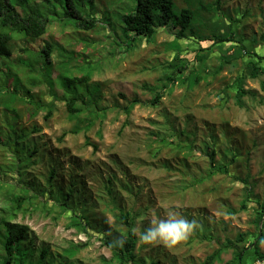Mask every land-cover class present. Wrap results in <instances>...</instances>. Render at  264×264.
<instances>
[{"label": "rangeland", "instance_id": "374dc122", "mask_svg": "<svg viewBox=\"0 0 264 264\" xmlns=\"http://www.w3.org/2000/svg\"><path fill=\"white\" fill-rule=\"evenodd\" d=\"M61 1L12 3L21 14L37 12L47 17L43 40L62 46V52L73 51L75 60L70 64L75 65V74L90 71L88 86H96L105 114L89 129L71 133L74 121L63 102L54 101L52 115L44 119L45 107L35 111L27 97L9 91L14 75L27 83L30 66L35 69L31 75L42 73L35 60L42 42L13 35L11 55L0 57V84L9 76L8 89L0 93V216L10 205L13 185L43 195L44 208H29L10 217L28 226L33 259L44 248L47 264H117L107 262L111 252L103 236L108 233L110 241L124 238L128 227L117 216L128 211L130 217L138 215L131 228L136 258L157 264H200L221 248L213 264H264L252 246L261 233L258 247L264 254V225L256 222L264 208V73L256 77L246 73L242 82L246 93L239 103L234 80L248 58L239 44L264 55L260 37L264 0H219L214 11L206 7L215 0L174 1L175 11L182 7L193 11L192 25L200 37L232 32L238 43L200 41L189 34L177 39L176 29L161 27L150 41L136 39L130 47L113 38L120 27L106 29L102 14L117 25L116 15L134 6L135 0H74L82 15L95 14L94 28L86 31L66 20ZM26 47L34 56H28ZM175 56L185 66L170 85L165 77ZM60 59L54 50L53 65ZM56 74L53 69L52 75ZM163 84L166 88H161ZM144 85L162 89L157 105L145 103L152 94ZM78 89L86 92L87 86L80 84ZM31 93L43 103L52 101L45 85L31 88ZM133 97L140 103L126 114L122 107ZM6 106L15 111H7ZM18 135H26L24 142L14 141ZM27 141L25 150L31 154L36 146L38 152L17 161L15 145L25 146ZM51 168L55 170L52 188L47 185ZM68 188L73 191L67 203L75 214L86 215L91 235L69 226V213L54 204L58 191L66 194ZM170 210L196 219L199 227L171 248L142 244L139 236L150 221L166 219ZM81 243L84 246L71 257H59L64 249Z\"/></svg>", "mask_w": 264, "mask_h": 264}, {"label": "trees", "instance_id": "16d2710c", "mask_svg": "<svg viewBox=\"0 0 264 264\" xmlns=\"http://www.w3.org/2000/svg\"><path fill=\"white\" fill-rule=\"evenodd\" d=\"M12 1L13 0H0V57H9L11 55V40H13V35L15 33L29 42L41 41L42 43L39 44V47L36 49L37 51H35V60L40 65L42 73L41 76L31 75L30 71L33 72L35 69L34 66H30V70L28 68L29 73L26 74L28 76L27 83H22L21 79L18 78L17 75H14V82L9 91L27 97V101L33 104L35 111L41 109L42 106L45 107L44 119H48L52 115V105L54 101L63 102L68 118L74 121V126L70 129V132L78 133L81 130L89 129L95 119L98 117L101 118L105 114V108L98 104L100 96L97 93L96 86L92 88L88 86L90 71H86L79 75L75 74L76 67L70 64L71 60H75L73 51L68 53L67 51L62 52L64 50L62 46L48 39L43 40L42 38L48 26L47 17L37 12H25L21 14L16 9V4H13ZM79 1L85 3V0ZM87 1L92 3V0ZM174 1L175 0H135L134 6L116 15V17H118L117 25H114L103 13L102 18L104 22L107 21V28L105 26L104 28H109L111 31H114L115 27L119 26L120 33L118 32L113 38L117 37L118 39H122L121 41L127 45L126 47L133 45L136 39L150 41L149 39H152L157 29L161 27L176 29L174 34L177 39L184 38L187 34L198 39V32L192 25L194 18L193 11L189 7H182L175 11ZM61 3L64 17L66 20H69L75 29L86 31L94 28L96 24L95 14L89 13L87 15H82L80 11L74 7V0H62ZM88 7L91 9V5ZM203 8H205L204 5ZM218 8L219 0H215L214 4H209L208 7H206L207 10L213 11ZM260 37L264 41V31L261 33ZM199 40H211L212 43L224 41H234L238 43V40L233 36L232 32H230L229 36L211 33L208 37H200ZM239 46L242 51L246 53L248 58L246 59L244 70L234 79L235 98L238 103L240 102L241 96L246 93L242 87L244 76L248 74L250 77H256L264 73V64L262 61L264 55L250 50L245 44H239ZM20 49L22 51L25 50V48ZM27 50L29 52L28 56H34V51L32 52L30 49ZM54 50L58 51L61 57L55 65H53L51 60V54ZM197 57L196 55L194 59H197ZM181 62V58L175 56L174 60L168 63L167 69L169 73L165 77V80H167L170 85L174 83L177 75L184 69L185 65L183 66ZM54 66H57V69ZM53 69L57 71V74L54 76L52 75ZM38 74H40V72H38ZM5 77L3 84H0V93L2 90L8 89L9 84L7 83V77L9 76L5 75ZM80 84H86V92H82L78 89V85ZM40 85H45L47 87V94L50 95L52 101L43 103L33 97L31 88ZM144 88L149 90L152 94V98L145 103L150 106H155L163 95L161 88H166V85L163 84L161 88L144 85ZM262 88L264 89V83H262ZM137 103H140V100L136 97L127 100V103L122 107L123 112L126 114L129 113ZM5 109L12 113L15 111L13 109L9 110L8 106H6ZM35 111L33 114L37 113ZM25 136L26 135L15 136L14 141L16 139H21L22 142H24ZM27 145H29L28 141L25 146L15 145V150L18 152V156H16L17 161L22 158L25 159V157L27 159L38 152L37 147L34 146L31 154L28 153L24 148L27 147ZM15 150L13 149L14 153ZM53 175H55V170L51 168L47 179V185L51 188L53 187V183H51ZM112 177L113 176H110L109 178L111 179ZM73 182L74 181L71 180L70 184L72 185ZM12 191L13 194L9 197L11 200L10 205L7 207V210H5L6 214H1L0 216V264H47L49 261H44L47 254L44 248H41L37 258L35 260L33 259L34 250L31 240L29 239L28 226L26 224L17 223L10 218L18 211L26 212L30 210L29 208L37 209L39 206L44 208V201L42 200L43 195L38 192L35 194L31 192L29 188L19 184L13 185ZM72 191V188H68L66 192H64L66 194H63L62 191L59 190L58 194L52 198L54 199V204H58L57 206L61 208V212L69 213V226H73L79 231L91 235L93 232L89 230L91 228L89 227L86 215L83 213L75 214V210L67 203ZM49 193L51 194L52 192L49 191ZM24 204L26 207H23ZM257 215L256 222H261L260 225L263 227L264 208L260 210ZM136 216L138 215L134 214L130 217L128 211L118 212V220L128 227L124 233L126 243H124L123 247H113L111 241L107 240L108 233L104 234L103 243L108 246L111 252V257L107 262L113 261L117 264H127L129 262L134 264H157L154 260L147 261L144 258L135 257L134 245L136 236L134 232L131 231V228ZM102 230L100 231L103 235ZM241 236L242 235L237 239L240 240ZM99 237L101 238L102 236ZM261 239H263V236L259 233L252 246L254 253H256L259 258H264V254L259 252L258 247V242H260ZM82 246H84V243L71 245L64 249L62 255H59V257H71ZM221 251V248L214 249L200 264H213L214 261L219 260Z\"/></svg>", "mask_w": 264, "mask_h": 264}, {"label": "clouds", "instance_id": "9594fccd", "mask_svg": "<svg viewBox=\"0 0 264 264\" xmlns=\"http://www.w3.org/2000/svg\"><path fill=\"white\" fill-rule=\"evenodd\" d=\"M199 223L196 219L188 220L180 216L176 211H169L166 219H153L150 226L139 236L142 244H163L171 248L185 241L197 228ZM125 238H114L111 241L113 247H123Z\"/></svg>", "mask_w": 264, "mask_h": 264}]
</instances>
